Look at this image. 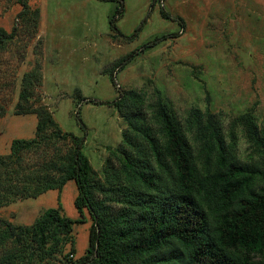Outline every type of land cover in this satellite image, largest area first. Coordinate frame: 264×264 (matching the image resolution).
<instances>
[{"label":"rangeland","instance_id":"1","mask_svg":"<svg viewBox=\"0 0 264 264\" xmlns=\"http://www.w3.org/2000/svg\"><path fill=\"white\" fill-rule=\"evenodd\" d=\"M162 7L183 18L184 26L163 18ZM13 29L14 38L0 49V155L11 160L0 168V219L29 226L60 203L62 214L80 217L74 180L61 190L26 195L61 174L73 141L45 137L11 156L14 139L47 136L57 128L84 137L95 196L115 216L127 206L119 187L126 156L142 147L154 161L145 133L162 139L159 102L192 142L191 112H210L229 152L264 168V153L246 123L250 115L263 133L264 0H0V32ZM29 110L49 111L55 123L39 133V115ZM255 186L264 187V177ZM85 216L68 242L35 264H67L85 254L93 222L88 210ZM15 249L12 238L0 241V257Z\"/></svg>","mask_w":264,"mask_h":264},{"label":"trees","instance_id":"2","mask_svg":"<svg viewBox=\"0 0 264 264\" xmlns=\"http://www.w3.org/2000/svg\"><path fill=\"white\" fill-rule=\"evenodd\" d=\"M158 1L161 0H154ZM122 12V8L117 11L119 15ZM160 13L184 26L183 18L172 16L164 7ZM110 22L120 34L115 19ZM15 32H0V49L14 38ZM128 60L129 56L117 67L122 69ZM123 101L124 96L114 103L121 106ZM28 112L38 113L39 133L55 123L49 111ZM139 116L136 114L135 119ZM77 118L85 127L78 112ZM157 118L162 139L145 133L154 161L142 147L136 156H126L124 185L119 187L127 206L115 216L106 213L104 202L95 196L91 164L83 151L84 137L57 128L47 136L14 139L11 156L41 144L45 137L73 141L75 146L60 169L61 174L26 195L61 190L74 180L80 217L73 219L62 214L60 203L47 208L29 226L0 219V241L12 238L16 243L15 250L0 257V264H35L45 260L60 244L69 241L75 223L87 221L85 210L93 219L89 244L85 254L67 264H264V187L255 186L256 179L264 177V168L242 162L229 152L222 130L210 112H191L188 125L195 129L193 142L164 102L158 104ZM246 123L248 135L264 153V130L258 132L250 115ZM10 163L0 155V168Z\"/></svg>","mask_w":264,"mask_h":264}]
</instances>
